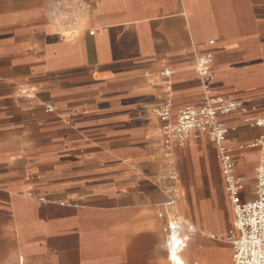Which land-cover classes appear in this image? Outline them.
I'll use <instances>...</instances> for the list:
<instances>
[{"label": "crops", "instance_id": "obj_1", "mask_svg": "<svg viewBox=\"0 0 264 264\" xmlns=\"http://www.w3.org/2000/svg\"><path fill=\"white\" fill-rule=\"evenodd\" d=\"M208 95L240 105L222 123L249 203L264 0H0V264H232L211 139L168 154L156 115ZM174 222L186 245L172 255Z\"/></svg>", "mask_w": 264, "mask_h": 264}, {"label": "built area", "instance_id": "obj_2", "mask_svg": "<svg viewBox=\"0 0 264 264\" xmlns=\"http://www.w3.org/2000/svg\"><path fill=\"white\" fill-rule=\"evenodd\" d=\"M210 64L211 57L208 54L196 55L195 70L205 84L206 90L212 81ZM238 109H240L238 103L208 95L200 105L179 110L174 122L167 107L159 109L156 115L163 122L160 135L168 154L172 152L174 146H184L193 132H200L211 139L222 173L225 194L235 218V229L225 237V241L232 247V264H264V131L249 145L250 148L259 151L255 199L249 203H242L240 194L243 184L234 174L233 151L224 144L228 130L222 123L223 117ZM256 125L264 130V120L257 122ZM172 178L175 177L172 175ZM167 245L172 255L185 248L186 239L178 234L176 222L169 226Z\"/></svg>", "mask_w": 264, "mask_h": 264}, {"label": "bare ground", "instance_id": "obj_3", "mask_svg": "<svg viewBox=\"0 0 264 264\" xmlns=\"http://www.w3.org/2000/svg\"><path fill=\"white\" fill-rule=\"evenodd\" d=\"M173 261H175L177 264H184L181 260H178V259H175V258H172Z\"/></svg>", "mask_w": 264, "mask_h": 264}]
</instances>
